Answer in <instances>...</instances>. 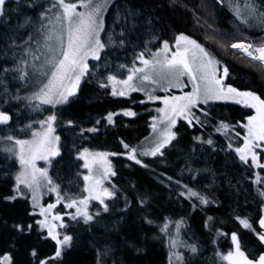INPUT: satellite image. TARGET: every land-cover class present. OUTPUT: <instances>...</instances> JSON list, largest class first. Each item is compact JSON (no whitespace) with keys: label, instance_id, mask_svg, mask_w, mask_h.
I'll use <instances>...</instances> for the list:
<instances>
[{"label":"snow or ice","instance_id":"snow-or-ice-1","mask_svg":"<svg viewBox=\"0 0 264 264\" xmlns=\"http://www.w3.org/2000/svg\"><path fill=\"white\" fill-rule=\"evenodd\" d=\"M217 2L223 4L224 0ZM12 3L13 0H0V23L8 22L11 11H19L21 0H14V8ZM23 3L35 15L24 14L23 21L15 26L17 31L25 30L20 36L23 42L16 43V38L10 35L7 47L0 52L4 57V62L0 63V102L5 105L0 108V126L7 129L13 124V111L17 110L19 115L21 102L30 112L48 114L42 119L33 118L19 129L22 133H30V138H20L11 133L0 136V142L4 143L2 151L9 154L6 158L15 159L19 165V171L12 176L9 194L2 199L8 203L29 201L27 216L31 218V222L20 220L11 225L0 218V223L8 226L11 233L8 247L0 250V264H18L17 253L22 244L30 257L29 264H66V257L74 248V235L69 231L73 225L83 223L91 226L102 213L112 210L118 194L124 199L122 212L126 213L132 206L128 196L112 183V177L117 172L109 157L121 153L92 151L73 143V160L81 162L78 167L86 170L76 174L83 182L82 188L77 185L79 194L65 191L49 174L53 163H59L56 158L63 159L64 155L61 137L56 134L58 122L64 123L60 119V109L78 97L81 84L86 79L94 78L98 86L112 97H129L132 93L143 92L148 101L163 104V107L155 109L158 115L152 117L149 125L151 134L145 138L147 146H130L121 141L125 150L122 155H126L129 161L147 167L139 157H163V150L179 136V121H184L188 127L199 125L203 128L211 121L210 113L202 105L233 101L255 109V115H249L247 122L239 125L244 135L241 138V133L235 132V138L242 139V143L235 147L229 133L236 126L224 121L214 126L215 132L229 141L222 150L234 152L239 161L250 168L264 170V99L253 91H240L225 84L230 75L229 67L197 40L181 33L175 36L174 44L162 40L155 46V51L149 47L152 44L149 40L140 51L133 48L130 63L112 64L107 58L109 47L124 48L126 37L121 31L117 42L105 31L104 16L110 0H23ZM171 3H177V0H171ZM229 7L240 25L249 26L257 22L264 25V0H261L260 6H257L256 0H243V3L230 0ZM102 34L107 36V40L102 39ZM218 46L235 50V55L257 62L264 68V42L256 45L237 40ZM90 60L97 63L90 65ZM12 80L19 81L20 86L28 90L27 93L19 95V87L13 91L9 87ZM189 84L191 90L185 92ZM173 89H179L181 94H172ZM158 90L166 95H156ZM122 114L137 116L131 109H123ZM117 115L120 113L108 112L102 119L112 125ZM100 124L101 119H97L92 127L81 128L79 136L99 132ZM66 126L76 127L71 119L67 120ZM193 139L215 148L211 138L195 136ZM37 161H44L47 166L38 167ZM188 171L192 172V169ZM2 175L7 177L11 173L6 171ZM198 175L199 170L191 178L195 180ZM167 180L171 182L173 178L169 176ZM160 182L164 183L163 180ZM0 183L8 181L0 180ZM174 183L181 189L178 199L195 201L191 204L193 211L198 206L216 203L215 199L188 184ZM253 183L261 186L257 191L264 198V177L259 172L255 174ZM46 193H54L55 201L44 204ZM149 200L146 193L136 194V203L144 212L141 220L155 225L159 235L167 240L168 264H194L197 258L203 256V249L197 242L190 243L183 238L182 227L188 226L185 219L165 217L157 224L148 214ZM234 219L243 230L253 235L258 247L248 249L239 232L229 233L215 228V218L207 216L204 227L212 233V243L216 245L213 248L215 264H264V199L255 221L240 215L234 216ZM33 235L35 242L25 244ZM221 238L229 241L227 250L220 249L217 242ZM45 242L52 244L51 254H42L40 245ZM130 246L137 253L143 251L135 245ZM110 252L111 249L98 250L97 264H101L102 258Z\"/></svg>","mask_w":264,"mask_h":264},{"label":"trees","instance_id":"trees-1","mask_svg":"<svg viewBox=\"0 0 264 264\" xmlns=\"http://www.w3.org/2000/svg\"><path fill=\"white\" fill-rule=\"evenodd\" d=\"M240 2L243 3V0ZM229 3L230 0H224L223 4L217 0H177L175 4L171 3V0H112L104 16L105 31L117 42L123 31L126 46H110L107 58L112 64L130 63L133 48L140 51L144 43L151 40L152 44L149 46L154 49L162 40L172 43L175 36L183 33L197 40L229 67L230 75L225 81L226 84L238 90L253 91L264 99V69L257 63L235 55L233 50L218 46L237 40L260 38L264 36V25L258 22L249 26L240 25L235 20ZM256 3L260 6L261 0H256ZM11 7H15L14 0ZM24 14L35 15L21 0L19 11H11L8 22L0 23V52L7 47L10 35L16 38V43L23 42L20 36L25 30L17 31L15 26L23 21ZM102 39L107 40V36L102 34ZM3 62L4 57L0 54V63ZM95 63L97 62H89L90 65ZM9 87L13 91L19 87L18 94L21 96L27 91L17 80L10 81ZM141 101H144V97L140 93H133L129 97H112L105 89H101L93 78L82 82L78 97L60 109V119L64 123L58 122L57 134L61 137V151L64 155L63 159L56 158L59 163L54 162L50 168L53 179L60 183L65 191L79 194L77 185L83 187L82 180L78 179L76 174L85 170L78 167L81 162L73 160V143L77 147H87L92 151L121 153L110 158L117 172V175L112 177V183L132 201V206L127 212H122L121 209L125 207L124 199L118 194L119 198L112 210L102 213L91 226L83 223L73 225L69 231L74 235V248L66 257V264H97V251L103 249H111V252L102 258L101 264H168L167 240L159 235L155 225L145 224L141 220L144 212L136 203L137 193H146L150 197L148 214L157 224L165 217L173 220L185 219L188 226L182 227L183 238L190 243L197 242L203 249V256L197 258L194 264H215L213 248L216 245L212 243V233L204 227L207 216L215 218V228L229 233L237 231L248 249H257L253 235L243 230L234 219L236 215L250 217L253 221L257 218L264 198L260 197L257 191L261 186L253 183L256 171L240 162L234 152L222 150L226 148L228 140L214 130V126L220 121L237 127L243 124L253 111L230 102H210L208 105H202L201 107L210 113L211 122L201 128L199 125L188 127L184 121H179L177 140L163 150V157L143 158L142 162L147 167H142L122 155L125 150L121 144L123 141L134 146L150 133L149 125L157 105ZM4 106L0 102V108ZM123 109H131L137 116L117 115L112 125L106 124L102 119L108 112ZM44 115H47V112H30L21 102L19 115L17 110L13 111V124L7 129L0 126V136L11 133L20 138H30V133H22L19 129L31 122L30 116L42 119ZM201 118L204 119L203 116ZM69 119L74 121L75 128L66 126ZM97 119H101L99 132L84 133V137H80V129L92 127ZM239 132L242 135L241 129ZM195 136L213 139L215 148L194 140ZM6 156L9 155L0 154V180L8 181L0 183V218L6 220L8 225L20 220L31 222V218L27 216V211L30 210L29 201L8 203L2 199L4 195L9 194L12 176L19 171L18 162ZM188 169H192V172ZM197 170L199 175L193 180L191 177ZM6 171L11 175H2ZM260 173L264 177V170ZM169 176L173 178L171 182L167 180ZM161 180L164 183H161ZM175 181L194 187L210 199H215L216 203L206 207L198 206L193 211L191 204L195 201L177 198L181 189ZM94 209L95 204L92 210ZM10 236V228L0 223V250L8 247ZM34 242L35 235L24 243ZM217 243L221 250H227L228 240L221 238ZM130 245H135L143 251L137 253ZM19 247L18 264H29L30 257L24 245ZM40 250L42 254H51L52 244L42 243Z\"/></svg>","mask_w":264,"mask_h":264},{"label":"rangeland","instance_id":"rangeland-1","mask_svg":"<svg viewBox=\"0 0 264 264\" xmlns=\"http://www.w3.org/2000/svg\"><path fill=\"white\" fill-rule=\"evenodd\" d=\"M73 2H75V0H73ZM112 2V0H110V3ZM106 13V12H105ZM246 42H252V43H254V44H256V45H259L260 43H262V42H264V36H261L260 38H256V39H251V40H249V41H246ZM199 43V42H198ZM156 44V43H155ZM170 44H174V42H172V43H170ZM150 47V46H149ZM205 47V46H204ZM206 48V47H205ZM153 49V48H152ZM207 49V48H206ZM156 50V48H154L153 49V51H155ZM209 50V49H208ZM210 51V50H209ZM234 52H235V50H233ZM211 52V51H210ZM91 61V60H90ZM89 61V62H90ZM251 62H254V61H251ZM254 63H257V62H254ZM258 64V63H257ZM264 69V68H263ZM185 81L187 82V78H185ZM226 81V80H225ZM226 84V83H225ZM191 90V85L189 84V86L187 87V88H185L184 89V91L186 92V91H190ZM28 91V90H27ZM27 91H26V93H27ZM240 91H246V90H240ZM25 93V94H26ZM135 93H140V94H142V96L144 97V101L145 102H147V103H151V104H155V105H157L156 106V108H158V107H163V104L160 102V101H155V102H152V101H148L147 100V97L145 96V94L143 93V92H135ZM24 94V95H25ZM133 94V93H132ZM131 94V95H132ZM156 95H159V96H163V95H166V93H164V92H161V91H157L156 93H155ZM172 94H175V95H180L181 94V91L179 90V89H173L172 90ZM263 99V98H262ZM214 102H230V103H234L233 101H214ZM239 105H241V106H244L243 104H239ZM245 107V106H244ZM252 111H253V113H252V115H255V109H252V108H250ZM118 113H120V114H122V111H117ZM33 113V112H32ZM48 114V113H47ZM156 115H158L157 113H155V115L154 116H156ZM32 119H33V117L32 116H30ZM116 117V116H115ZM115 117H114V120H115ZM34 118H35V116H34ZM105 121V120H104ZM151 121H152V119H151ZM247 122V120L245 121V122H243V123H246ZM105 123H106V121H105ZM179 123V122H178ZM107 124V123H106ZM242 130V135H241V138L243 137V135H244V130L242 129V128H240L239 126H237L236 127V129L234 128V129H232L231 131H230V133H229V136L231 137V139H232V143H233V145H234V147L235 146H238L239 144H241L242 143V139H237V138H235V132H239V130ZM56 134H57V130H56ZM150 134H151V128H150V133H149V135L148 136H146V137H150ZM220 134V133H219ZM58 135V134H57ZM222 135V134H221ZM224 136V135H223ZM145 137V138H146ZM225 137V136H224ZM142 139L140 142H138L137 144H135L134 146H147L148 145V141L146 140V139ZM225 139H227V138H225ZM228 140V139H227ZM229 142V141H228ZM4 147V143L3 142H0V154H6V153H4L3 151H2V148ZM7 155H9V154H7ZM112 157V156H111ZM111 157H109V159L111 158ZM145 157H151V156H140L139 158L142 160L143 158H145ZM111 160V159H110ZM143 161V160H142ZM37 166L38 167H46L47 165H46V163L44 162V161H37ZM254 168V170L256 171V173L257 172H259L260 173V169H256L255 167H253ZM86 171V170H85ZM49 174H50V170H49ZM260 175H261V173H260ZM55 201V194L54 193H52V194H48V193H46L45 195H44V197H43V203L44 204H47V203H50V202H54ZM58 211L60 210V208L58 207V209H57ZM95 210V209H94ZM93 210V211H94ZM182 251H183V249H181Z\"/></svg>","mask_w":264,"mask_h":264}]
</instances>
